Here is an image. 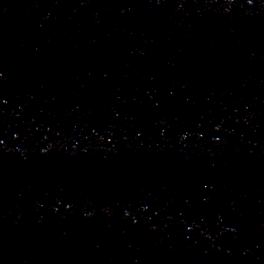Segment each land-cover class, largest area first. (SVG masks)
I'll return each mask as SVG.
<instances>
[{
    "label": "water",
    "instance_id": "water-1",
    "mask_svg": "<svg viewBox=\"0 0 264 264\" xmlns=\"http://www.w3.org/2000/svg\"><path fill=\"white\" fill-rule=\"evenodd\" d=\"M0 264H264V0H0Z\"/></svg>",
    "mask_w": 264,
    "mask_h": 264
}]
</instances>
